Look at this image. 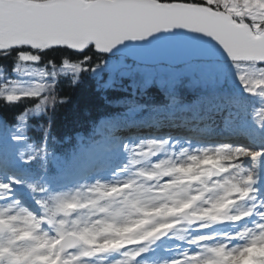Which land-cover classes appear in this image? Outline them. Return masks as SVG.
<instances>
[{"label": "snow or ice", "instance_id": "obj_1", "mask_svg": "<svg viewBox=\"0 0 264 264\" xmlns=\"http://www.w3.org/2000/svg\"><path fill=\"white\" fill-rule=\"evenodd\" d=\"M8 58L0 99L32 103L16 124L0 120V137L10 128L16 159L40 173H13L0 150V264H150L158 251L163 264H234L249 250L248 264H264V0H0ZM105 71L102 87L125 82L128 97L94 124L87 155L126 159L112 179L73 178L90 192L81 199L61 191L51 113L68 102L60 81ZM153 87L163 102H140ZM32 115L48 116L39 144Z\"/></svg>", "mask_w": 264, "mask_h": 264}, {"label": "trees", "instance_id": "obj_2", "mask_svg": "<svg viewBox=\"0 0 264 264\" xmlns=\"http://www.w3.org/2000/svg\"><path fill=\"white\" fill-rule=\"evenodd\" d=\"M0 64L6 65V71L11 76L13 62L10 58L0 60ZM99 81L93 75H83L82 81L75 87L68 83L67 78L60 81L58 92L61 98H67L68 102L64 105H58L51 113L52 133L57 139V143L51 147L56 153V159H66L79 145L88 146L92 139V128L97 120L106 114L122 113L124 105L121 103L128 97V92H120L114 88H103ZM123 84L125 82H122ZM140 102L153 104L163 102L161 93L149 89L147 94L140 97ZM31 101H22L14 104L6 103L0 99V120L7 124L17 123V116L24 112L25 108L31 104ZM121 110V111H120ZM48 122V116L32 115L29 119L27 129L28 142L39 144L41 142L42 124ZM11 129L5 127L0 137V149L5 144L2 141L3 136L10 135ZM83 137V143L79 141ZM28 170L25 177H37L40 173L37 163L26 164Z\"/></svg>", "mask_w": 264, "mask_h": 264}, {"label": "rangeland", "instance_id": "obj_3", "mask_svg": "<svg viewBox=\"0 0 264 264\" xmlns=\"http://www.w3.org/2000/svg\"><path fill=\"white\" fill-rule=\"evenodd\" d=\"M94 77L96 78L97 81H99V83L101 85H103L104 82L109 78V73L107 71L102 72V73H97L94 75ZM102 118H104V117H102ZM140 131L145 132L148 130L141 129ZM165 131H167V129ZM135 132H136V130L132 129V130H129V132L125 133V135L131 136V135H134ZM2 141L5 144L3 149H6L5 151H3V150L2 151L5 155L6 160L8 161V163L10 165V170L13 173H19V174H21L22 172H25L27 170V168L25 166L26 164L19 161L18 159H16V155H15L17 149L21 146L13 144L10 140V135H8V134L3 136ZM87 149H88L87 146L84 148V147H82V145H79L77 147V149L75 151H73L76 154H74L72 157L68 158L67 164L65 162L66 160H63V159L57 160L58 166L63 168L62 172L66 173L67 177H68L67 186L65 188L61 189V191H64V192H66L72 196H77L78 198H81V199L88 197L90 195V192L87 189H83L81 187V185L84 182H80V184H71L73 178H75V177H77V176L81 175L82 173L87 172L89 170L96 169L97 175L102 176L103 179H105V180L112 179V177H110V172H111L112 168L115 167L116 165H118L122 160L126 159V156L124 154L119 153V154H113V155H111V156H109L103 160H96V159L90 158L87 155ZM176 151H177V153H179L180 146L177 147ZM65 164H66V166L64 168ZM90 179H92V177H90ZM102 182H103V180H102ZM15 191H16V194L18 196H23L26 203L30 204L33 207L35 206L33 201L31 200V197H29L30 196L29 192H28L29 194L28 193L26 194L25 192L21 191V189L18 186L16 187ZM130 219H131L130 217H127V218H124V221H123L124 223L129 224V230L130 231H134L136 228L141 227L140 225L130 224ZM227 227H228L227 225L219 226L216 230L217 231H223ZM177 242H178V240H177L176 236L171 235V236H167V237H164V238L156 241L155 244L153 245V247H155L157 249H163V248H167V247H172ZM256 251L257 250H249V253L247 256L242 257L238 262H234V264L247 263L249 260V257L251 255L255 254ZM94 264H110V260H108V259L97 260V261H94ZM150 264H163V254L158 251L155 255L150 257Z\"/></svg>", "mask_w": 264, "mask_h": 264}, {"label": "bare ground", "instance_id": "obj_4", "mask_svg": "<svg viewBox=\"0 0 264 264\" xmlns=\"http://www.w3.org/2000/svg\"><path fill=\"white\" fill-rule=\"evenodd\" d=\"M80 161V160H79Z\"/></svg>", "mask_w": 264, "mask_h": 264}]
</instances>
